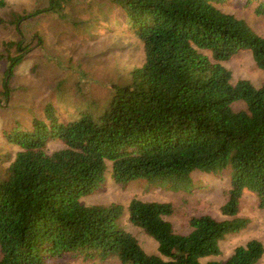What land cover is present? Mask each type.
Listing matches in <instances>:
<instances>
[{"label": "trees", "instance_id": "1", "mask_svg": "<svg viewBox=\"0 0 264 264\" xmlns=\"http://www.w3.org/2000/svg\"><path fill=\"white\" fill-rule=\"evenodd\" d=\"M115 1L141 40L144 59L129 81L113 84L99 111L65 119L47 104L27 128L5 130L16 149L0 180V264H63L68 255L121 264H255L264 237L236 245L224 260L202 258L218 254L219 240L246 226L248 218L238 215L245 189L264 207V82H232L222 63L246 49L264 69V36L214 0ZM63 2L0 16V24L18 33L0 55L8 62L0 99L8 97L13 68L29 50L22 48L23 20L43 11L64 14ZM236 100L245 107L235 109ZM51 142L62 147L49 150ZM108 165L118 183L145 178L172 189L190 188L195 169L228 170L220 206L228 217L192 215L191 229L180 233L166 218L174 211L170 201L132 197L130 222L157 242V252H147L118 223L122 204L79 201L101 185Z\"/></svg>", "mask_w": 264, "mask_h": 264}, {"label": "rangeland", "instance_id": "2", "mask_svg": "<svg viewBox=\"0 0 264 264\" xmlns=\"http://www.w3.org/2000/svg\"><path fill=\"white\" fill-rule=\"evenodd\" d=\"M3 1L0 16L4 19L14 12H29L48 3V0ZM261 1L264 2L214 0V3L222 10L244 18L264 36V9L258 11ZM62 5L64 14L43 11L24 19L20 25L22 48L29 50L13 68L8 81V97L0 99V180L12 159L9 151L13 153L16 149V145L5 137L6 129L27 128L33 118L44 115L47 104L65 119L73 118L81 111H99L108 101L113 84L129 81L132 68L144 59L142 42L120 3L115 0H67ZM17 37L13 26L0 24V55L8 47L6 42ZM7 63L5 58L0 59V88ZM222 63L230 70L232 82L239 78L249 79L257 86L264 82V69L256 65L249 50L242 49ZM232 106L240 109L245 103L236 100ZM59 147L62 143L51 142L48 149ZM191 183L188 189L158 186L145 178L118 183L108 165L101 185L81 195L79 201L84 204H122L118 223L152 253L157 252L156 240L128 218L127 204L132 197L170 201L174 211L166 218L180 233L191 229L189 218L192 215L209 213L217 218L228 217L220 209L230 186L228 170L211 173L195 169L191 172ZM238 215L248 218L246 226L224 235L219 240L220 252L202 260H224L236 245L250 238L264 237V207L258 205L255 192L243 191ZM60 261L63 264H121L116 258L86 259L81 255H68ZM255 264H264V255Z\"/></svg>", "mask_w": 264, "mask_h": 264}]
</instances>
